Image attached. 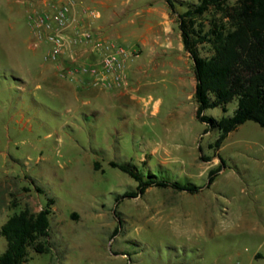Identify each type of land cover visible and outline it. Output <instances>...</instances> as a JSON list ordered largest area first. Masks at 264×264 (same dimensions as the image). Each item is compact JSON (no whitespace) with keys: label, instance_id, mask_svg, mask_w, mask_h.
I'll return each mask as SVG.
<instances>
[{"label":"rangeland","instance_id":"rangeland-1","mask_svg":"<svg viewBox=\"0 0 264 264\" xmlns=\"http://www.w3.org/2000/svg\"><path fill=\"white\" fill-rule=\"evenodd\" d=\"M171 1L169 22L157 23L163 30L146 21L147 0H104L111 16L98 29L92 23L102 10L77 7L80 15L99 14L87 28L103 54L114 45L125 50L122 70L107 73L92 44L73 48L74 62L45 61L50 45L33 46L28 21L42 4L0 0V227L54 200L50 250H30L24 264H264V129L248 121L217 151L209 147L218 132L204 134L195 118L193 61L178 29L180 2L198 0ZM214 20L209 12L199 22L206 31ZM198 51L211 54L207 44ZM66 69L72 72L61 77ZM235 108L204 114L218 120ZM111 162L143 181L197 190L152 186L122 198L138 182ZM212 169L220 171L208 185ZM5 246L0 235V255Z\"/></svg>","mask_w":264,"mask_h":264},{"label":"trees","instance_id":"trees-1","mask_svg":"<svg viewBox=\"0 0 264 264\" xmlns=\"http://www.w3.org/2000/svg\"><path fill=\"white\" fill-rule=\"evenodd\" d=\"M165 1L173 13L174 2ZM183 3L180 2L186 9L178 14V29L183 49L193 61L195 118L207 126L204 134L210 130L218 132L217 139L209 146L217 151L228 134L245 122L252 121L264 129V0H198L190 6ZM209 12L215 20L204 31L199 20ZM204 44L210 47L208 57L199 55L198 47ZM231 102L236 103V108L230 117L216 120L204 114L213 108L226 113ZM110 166L138 182L135 192L125 193L122 198L141 196L152 186L190 193L197 190L152 178L143 181L128 165L111 162ZM219 171L208 172V185ZM53 204L54 200L48 199L36 214L25 209L8 217L0 227V235L6 242L0 264H24L30 250L37 254L50 250L47 239ZM116 233L115 229L113 236Z\"/></svg>","mask_w":264,"mask_h":264},{"label":"built area","instance_id":"built-area-1","mask_svg":"<svg viewBox=\"0 0 264 264\" xmlns=\"http://www.w3.org/2000/svg\"><path fill=\"white\" fill-rule=\"evenodd\" d=\"M42 4V10L28 15L29 25L34 33L33 46L38 48L42 41L49 43V50L44 56L47 62L59 63L64 59L75 61L71 50L80 45L92 44L93 51L100 55L101 69L107 73L122 70L125 50L120 46H111L109 53L103 54L100 38L97 39L95 32L87 28V25L72 13L74 0H37ZM85 19L93 20L99 17L95 11L83 10ZM96 35V36H95ZM82 72L95 76L97 68L94 66H83ZM69 69L60 73L61 77L71 73Z\"/></svg>","mask_w":264,"mask_h":264},{"label":"crops","instance_id":"crops-1","mask_svg":"<svg viewBox=\"0 0 264 264\" xmlns=\"http://www.w3.org/2000/svg\"><path fill=\"white\" fill-rule=\"evenodd\" d=\"M56 1H61V0H56ZM133 1L138 2V1H143V0H133ZM103 3H104V0H74V7L72 9V13L74 15H76L77 13L76 16L78 17L79 15V18L81 17V20H83V22L88 26L89 23H91V20L84 19V17L80 15V12L78 14L77 12L78 8L85 9L86 7L87 8L93 7V8H99L100 10H102L101 6H103ZM145 6H146V9L142 10V12L146 14V17H147L146 21H148L149 24H151L152 28L154 30L167 29L166 26H163V27H159L160 25L158 26V24H161L162 26L169 22L168 6L165 0H147V3L145 4ZM122 11L124 10H120L119 13H121ZM102 13H103V17L100 20H98L97 23L95 22L92 23V26L97 27L96 29L105 27L106 23H108V20H107L108 15L111 16L110 14H107L105 10L104 11L102 10ZM111 13L112 14L115 13L117 15L115 10L111 11ZM60 86H61V83H58V87Z\"/></svg>","mask_w":264,"mask_h":264}]
</instances>
